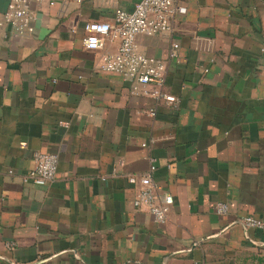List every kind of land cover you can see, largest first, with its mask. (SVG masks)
Listing matches in <instances>:
<instances>
[{"label": "crops", "instance_id": "1", "mask_svg": "<svg viewBox=\"0 0 264 264\" xmlns=\"http://www.w3.org/2000/svg\"><path fill=\"white\" fill-rule=\"evenodd\" d=\"M0 264H264V0H175L168 36H136L165 63L161 93L100 67L84 25L139 0H44L30 32L2 22ZM57 155L53 181L24 176ZM153 166V168H151ZM149 173L173 204L164 223L132 204ZM225 202L219 215L214 204Z\"/></svg>", "mask_w": 264, "mask_h": 264}, {"label": "built area", "instance_id": "2", "mask_svg": "<svg viewBox=\"0 0 264 264\" xmlns=\"http://www.w3.org/2000/svg\"><path fill=\"white\" fill-rule=\"evenodd\" d=\"M44 0H9L2 14L1 23L9 24L15 31L30 32L32 26V5H41ZM175 0H139L131 11L116 9L114 24L92 20L84 25L86 35L83 39L88 49H99L106 38L118 39L119 45L115 52L104 53L100 67L119 73L128 81L132 89L151 86L150 95L174 101L171 95L161 93L164 82L165 63L162 59L142 53L137 46L136 36L164 34L168 36V57L173 59L178 55L179 44L170 39L173 30L172 20L183 8L176 7ZM57 155L51 152L34 151L33 166L24 176L25 181L35 184H45L54 180L56 175ZM153 168V166L151 167ZM130 182L137 183V191L132 204L138 209H144L157 223H164L173 204L170 193L159 195L157 187L149 173L136 178L128 177ZM214 211L225 215L228 204L217 202ZM244 228L264 229V218L245 215L239 218Z\"/></svg>", "mask_w": 264, "mask_h": 264}]
</instances>
